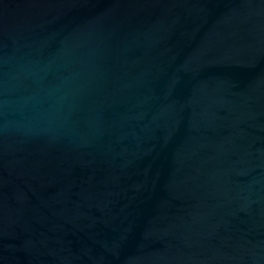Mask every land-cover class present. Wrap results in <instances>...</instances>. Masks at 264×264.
<instances>
[{
	"label": "water",
	"instance_id": "95a60500",
	"mask_svg": "<svg viewBox=\"0 0 264 264\" xmlns=\"http://www.w3.org/2000/svg\"><path fill=\"white\" fill-rule=\"evenodd\" d=\"M0 264H264V0H0Z\"/></svg>",
	"mask_w": 264,
	"mask_h": 264
}]
</instances>
